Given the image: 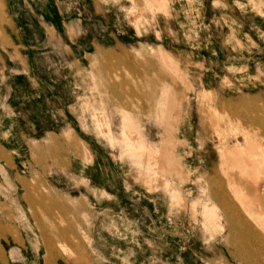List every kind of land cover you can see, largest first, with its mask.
Segmentation results:
<instances>
[{
	"label": "rangeland",
	"instance_id": "374dc122",
	"mask_svg": "<svg viewBox=\"0 0 264 264\" xmlns=\"http://www.w3.org/2000/svg\"><path fill=\"white\" fill-rule=\"evenodd\" d=\"M0 144V264H264V0H0Z\"/></svg>",
	"mask_w": 264,
	"mask_h": 264
},
{
	"label": "bare ground",
	"instance_id": "6f19581e",
	"mask_svg": "<svg viewBox=\"0 0 264 264\" xmlns=\"http://www.w3.org/2000/svg\"><path fill=\"white\" fill-rule=\"evenodd\" d=\"M160 8V7H159ZM163 162V161H162ZM166 168V167H165ZM234 168V167H233ZM261 167H258V166H254V165H252V166H250V167H246V169H245V175H247L248 177H253V178H255V179H261V178H263L264 177V170H262V168L260 169ZM250 169V170H249ZM262 182H263V179H262ZM261 182V184H263ZM260 183V182H259ZM264 185V184H263ZM258 186H259V184H258ZM262 188V187H261ZM261 188H259L258 187V192L259 191H261L260 189ZM254 192H255V190L254 189H252ZM262 190H264V188L262 189ZM257 192V191H256ZM255 192V193H256ZM262 192V191H261ZM261 192H259V193H261ZM254 193V194H255ZM258 193V194H259ZM252 195V197L254 196V199L256 198V196L255 195ZM264 194V193H263ZM262 194V195H263ZM262 195H260L259 194V197H261V199H262ZM264 196V195H263ZM258 200V198H256L255 199V201L254 202H256ZM250 201H251V199H250ZM262 201V200H261ZM253 203V202H252ZM263 203V202H262ZM256 205V204H255ZM258 205H261L262 206V204L260 203V204H258ZM257 206V205H256Z\"/></svg>",
	"mask_w": 264,
	"mask_h": 264
},
{
	"label": "crops",
	"instance_id": "0c3cea01",
	"mask_svg": "<svg viewBox=\"0 0 264 264\" xmlns=\"http://www.w3.org/2000/svg\"><path fill=\"white\" fill-rule=\"evenodd\" d=\"M2 39V38H1ZM68 134H70V133H68V130L64 133V135H63V138L67 141V142H69L70 140H67L65 137H66V135H68ZM76 134H74V136H75ZM76 138H77V136H75ZM69 145H71V146H73L71 143H69ZM80 152H81V154H82V156H83V158L85 159V157H84V150H83V147L80 149ZM7 152H6V148L5 147H3L1 144H0V156H2V155H5ZM86 160V159H85ZM88 161V160H87ZM91 161V160H90ZM90 161H88V162H90ZM258 215V213L257 214H255V216H257ZM255 216H254V218H255Z\"/></svg>",
	"mask_w": 264,
	"mask_h": 264
}]
</instances>
